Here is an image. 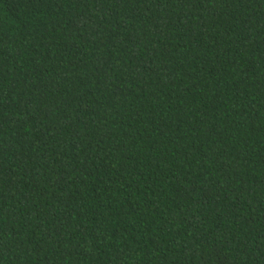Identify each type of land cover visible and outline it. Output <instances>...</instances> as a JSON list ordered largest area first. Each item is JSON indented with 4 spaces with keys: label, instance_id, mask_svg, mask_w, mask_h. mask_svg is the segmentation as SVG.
Wrapping results in <instances>:
<instances>
[{
    "label": "trees",
    "instance_id": "trees-1",
    "mask_svg": "<svg viewBox=\"0 0 264 264\" xmlns=\"http://www.w3.org/2000/svg\"><path fill=\"white\" fill-rule=\"evenodd\" d=\"M0 264H264V0H0Z\"/></svg>",
    "mask_w": 264,
    "mask_h": 264
}]
</instances>
